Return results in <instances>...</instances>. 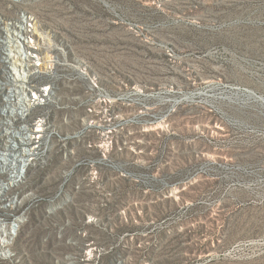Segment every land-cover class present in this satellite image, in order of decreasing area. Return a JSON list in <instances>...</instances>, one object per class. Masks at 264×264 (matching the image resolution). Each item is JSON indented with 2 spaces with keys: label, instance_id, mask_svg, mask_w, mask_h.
Returning <instances> with one entry per match:
<instances>
[{
  "label": "rangeland",
  "instance_id": "rangeland-1",
  "mask_svg": "<svg viewBox=\"0 0 264 264\" xmlns=\"http://www.w3.org/2000/svg\"><path fill=\"white\" fill-rule=\"evenodd\" d=\"M0 20L47 70L11 126L40 151L0 174V264H264V0H0Z\"/></svg>",
  "mask_w": 264,
  "mask_h": 264
},
{
  "label": "bare ground",
  "instance_id": "bare-ground-1",
  "mask_svg": "<svg viewBox=\"0 0 264 264\" xmlns=\"http://www.w3.org/2000/svg\"><path fill=\"white\" fill-rule=\"evenodd\" d=\"M1 23L8 24V32L6 33V36H4V32H0V35L9 39V42L11 41L10 43L16 44L17 47L22 49L25 53L33 54L25 41L22 39V37L29 36V33L27 29L25 30V26L20 20L11 22L0 20V25ZM46 45L48 46V44L44 42L42 47ZM12 46L14 47V45ZM13 47L10 50L0 47V59H4L5 63H7L11 68H15L14 70L18 72V75L13 74V78H11L12 75L11 77L7 76L8 78L5 85L0 84V92L6 91L5 97L8 98L0 103L2 104L0 106V125L4 127V131H7V133L3 134V136L9 143L12 142L17 145H21V149H19L20 147H15L11 143H5V145H2V148L0 149V174L4 175L6 181L8 182H6L5 185L8 186L11 184L21 183L23 180L21 175L23 174L24 169L30 165V161L35 160L36 158V151L32 146L33 143H36L35 139L37 137L33 136V133H36L35 130L40 126H33L28 122H23L24 124L19 126L18 132L13 131L11 126L17 116L21 118V120L25 121L38 105L36 103L37 100L39 102L45 100V96L41 93L40 89L32 83V79L35 74L47 75L46 69L36 71L31 65L30 57L24 58L20 51L13 49ZM42 49L44 48H41V50ZM48 49L49 48L47 47L45 50ZM5 50L12 52V54L7 56ZM34 54L45 61V55L42 52ZM33 92H38V98L36 101H33L32 99ZM14 111H17V113L14 114ZM39 134L44 137L43 133ZM33 156L35 157L32 159ZM4 236L5 232L0 237L1 250L8 247L5 245L6 241L4 240Z\"/></svg>",
  "mask_w": 264,
  "mask_h": 264
},
{
  "label": "built area",
  "instance_id": "built-area-1",
  "mask_svg": "<svg viewBox=\"0 0 264 264\" xmlns=\"http://www.w3.org/2000/svg\"><path fill=\"white\" fill-rule=\"evenodd\" d=\"M34 148H35V151H36V157H38V155H39V151H40V150L37 152V147H34ZM34 157H35V156H33L32 159H33Z\"/></svg>",
  "mask_w": 264,
  "mask_h": 264
}]
</instances>
